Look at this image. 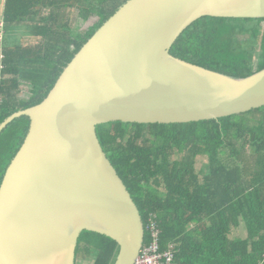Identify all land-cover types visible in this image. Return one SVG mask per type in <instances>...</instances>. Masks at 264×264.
<instances>
[{
    "label": "water",
    "instance_id": "obj_1",
    "mask_svg": "<svg viewBox=\"0 0 264 264\" xmlns=\"http://www.w3.org/2000/svg\"><path fill=\"white\" fill-rule=\"evenodd\" d=\"M203 17L264 18V0H128L88 39L29 118L0 184V264H74L83 231L133 264L144 241L137 207L103 152L108 123L188 124L264 107V69L231 79L173 58Z\"/></svg>",
    "mask_w": 264,
    "mask_h": 264
},
{
    "label": "trees",
    "instance_id": "obj_2",
    "mask_svg": "<svg viewBox=\"0 0 264 264\" xmlns=\"http://www.w3.org/2000/svg\"><path fill=\"white\" fill-rule=\"evenodd\" d=\"M126 1L5 0L1 28L11 35L12 26L28 24L25 34L37 42L2 45L0 124L42 103L83 45ZM71 10L83 22L95 17L97 25L87 32L70 27ZM169 54L231 79L247 78L264 69V18H200ZM22 86L28 88L26 101L18 98ZM29 123L21 116L0 133V184ZM96 135L138 209L143 245L151 240L146 228L153 214L160 249L174 245L173 264H264V107L188 124L108 123L97 126ZM199 157L205 164L197 170ZM239 231L244 237H236ZM117 252L115 241L83 231L74 264L80 255L90 264H113Z\"/></svg>",
    "mask_w": 264,
    "mask_h": 264
},
{
    "label": "rangeland",
    "instance_id": "obj_3",
    "mask_svg": "<svg viewBox=\"0 0 264 264\" xmlns=\"http://www.w3.org/2000/svg\"><path fill=\"white\" fill-rule=\"evenodd\" d=\"M70 13L69 14V20H70V27L72 28H75V27H78V30L80 32H87L88 30L94 28L95 25H97V19L95 17H91L88 21L86 22H83L80 20V18L78 17L77 15V12L76 10H71L69 11ZM1 15V14H0ZM1 20H0V36L3 35V31L4 29L1 28ZM3 26V25H2ZM23 27H18V26H12L10 29L12 31H20ZM6 31V30H5ZM4 31V41H3V46L4 47H7L9 46V42H10V35H8L7 33H5ZM12 39H16V35H14V37ZM29 36L27 38H21L19 37L18 39L12 41V42H15L14 44H22L23 46L27 45V44H31V43H35L37 42V40L35 42L32 41V39H29ZM2 43H1V46H0V61H1V58H2V55H1V49H2ZM27 87L26 86H22L20 89H21V92L18 94V98L19 100H22V101H26L28 98H29V95H28V92H27ZM226 163L230 164L231 165V162L230 161H226ZM203 164H205V159L199 157L196 159V169L199 170L203 167ZM241 232L239 231L237 234H240ZM78 264H90V259L89 258H85L83 259V256H79V259H78Z\"/></svg>",
    "mask_w": 264,
    "mask_h": 264
},
{
    "label": "built area",
    "instance_id": "obj_4",
    "mask_svg": "<svg viewBox=\"0 0 264 264\" xmlns=\"http://www.w3.org/2000/svg\"><path fill=\"white\" fill-rule=\"evenodd\" d=\"M155 215H150L146 230L150 235V242L143 245L133 264H173L174 245L161 250L159 245L160 229Z\"/></svg>",
    "mask_w": 264,
    "mask_h": 264
},
{
    "label": "crops",
    "instance_id": "obj_5",
    "mask_svg": "<svg viewBox=\"0 0 264 264\" xmlns=\"http://www.w3.org/2000/svg\"><path fill=\"white\" fill-rule=\"evenodd\" d=\"M4 1L5 0H0V14H1L0 15V20L2 19V14H3V10H4ZM1 24L3 25L2 20H1ZM2 25H1V27H2ZM18 27H23V28L20 31H17V32L10 30L11 35L9 37L11 39H10V42H9V47L10 46H13V45H20L18 43L17 44H14L15 42H12V41L18 39L19 37H21V38H27L28 37V35L25 34V33L28 31V29L30 30V25H28V24H22V25H18ZM14 35H16V39H12L14 37ZM1 38L4 41V35L0 36V40H1ZM29 39H32V37L29 36ZM3 41L1 42L2 45H3ZM32 41L35 42L36 39H32ZM31 44H33V43H31ZM0 46H1V44H0ZM26 89H27V92H28V88H26ZM236 237H244V233L242 232L240 234H237Z\"/></svg>",
    "mask_w": 264,
    "mask_h": 264
}]
</instances>
